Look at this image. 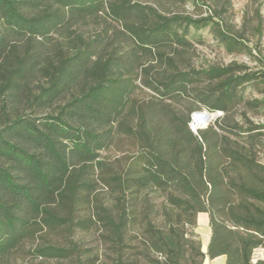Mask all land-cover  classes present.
Here are the masks:
<instances>
[{
	"label": "trees",
	"instance_id": "trees-1",
	"mask_svg": "<svg viewBox=\"0 0 264 264\" xmlns=\"http://www.w3.org/2000/svg\"><path fill=\"white\" fill-rule=\"evenodd\" d=\"M189 2L0 0V264H264V67L196 68L193 34L263 60L232 0Z\"/></svg>",
	"mask_w": 264,
	"mask_h": 264
},
{
	"label": "rangeland",
	"instance_id": "rangeland-1",
	"mask_svg": "<svg viewBox=\"0 0 264 264\" xmlns=\"http://www.w3.org/2000/svg\"><path fill=\"white\" fill-rule=\"evenodd\" d=\"M144 4H153V0H137ZM198 3L199 6L196 4ZM215 5L211 0H190L189 3L179 8L182 13L191 15L195 18L206 17L213 10ZM259 9V15L257 14ZM259 16L263 20L261 32H258L257 25ZM248 19V20H247ZM246 21V37L250 40V45L253 47L254 54H258L264 62V0H232V11L227 16V22L235 31H241ZM196 56L193 60V66L196 68L207 67L208 65H228L233 62L244 64L250 69L256 71L263 69V62L255 59L249 54H230L228 53L214 38L210 28H206L194 32ZM250 97L262 98L259 88L249 87L246 91ZM202 113L208 112L203 109ZM216 118L214 115L213 120ZM219 117H217L218 119ZM216 119V120H217ZM257 122L264 123V115L253 116ZM211 121L212 125L216 122ZM193 122V121H192ZM192 124V123H191ZM209 125V126H210ZM208 126V125H207ZM205 129L204 127H201ZM200 128V129H201ZM207 128V127H206ZM115 154V153H111ZM261 160L264 162V153L261 154ZM207 217V219H206ZM196 233L199 235L202 246H206L211 235L209 226V218L207 214H200L198 216ZM75 240H82V247L84 249L83 257L88 255H95L99 252L98 242L94 233L76 236ZM260 255V252L257 253ZM18 264H60L57 260H33L31 256L23 257L18 261Z\"/></svg>",
	"mask_w": 264,
	"mask_h": 264
},
{
	"label": "bare ground",
	"instance_id": "bare-ground-1",
	"mask_svg": "<svg viewBox=\"0 0 264 264\" xmlns=\"http://www.w3.org/2000/svg\"><path fill=\"white\" fill-rule=\"evenodd\" d=\"M214 115L209 112L199 113L194 116L193 122L191 124L192 129L197 132L201 127H206L213 120ZM207 219V217H206Z\"/></svg>",
	"mask_w": 264,
	"mask_h": 264
},
{
	"label": "crops",
	"instance_id": "crops-1",
	"mask_svg": "<svg viewBox=\"0 0 264 264\" xmlns=\"http://www.w3.org/2000/svg\"><path fill=\"white\" fill-rule=\"evenodd\" d=\"M208 242H209V239H208ZM208 242H207V244H208ZM203 264H227V263H226V258L224 256H221V257L215 258L213 260H211L209 257H206Z\"/></svg>",
	"mask_w": 264,
	"mask_h": 264
},
{
	"label": "water",
	"instance_id": "water-1",
	"mask_svg": "<svg viewBox=\"0 0 264 264\" xmlns=\"http://www.w3.org/2000/svg\"><path fill=\"white\" fill-rule=\"evenodd\" d=\"M199 113H201V112H196V113H194L193 115H192V121H193V119H194V116L195 115H197V114H199ZM210 113V112H209ZM212 115H216L217 117L218 116H220L222 113L221 112H216V113H211ZM192 123V122H191ZM190 127H191V129H192V126H191V124H190ZM192 131L194 132V133H196L193 129H192ZM209 241H210V238H209ZM209 243V242H208ZM207 250H208V244L204 247V246H202V251L204 252V253H207Z\"/></svg>",
	"mask_w": 264,
	"mask_h": 264
}]
</instances>
